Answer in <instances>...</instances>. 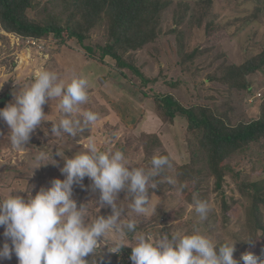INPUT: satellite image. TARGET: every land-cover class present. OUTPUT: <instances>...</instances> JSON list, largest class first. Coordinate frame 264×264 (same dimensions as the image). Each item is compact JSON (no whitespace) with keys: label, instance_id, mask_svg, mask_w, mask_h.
<instances>
[{"label":"trees","instance_id":"16d2710c","mask_svg":"<svg viewBox=\"0 0 264 264\" xmlns=\"http://www.w3.org/2000/svg\"><path fill=\"white\" fill-rule=\"evenodd\" d=\"M223 1L0 0V32L13 35L22 44L36 41L42 45L45 54L51 48L52 56L61 52L62 48H69L71 43H77L89 57L107 65L109 71L116 72L129 82L136 80L132 87L143 98L153 102V111L163 124L172 125L176 118L186 122L183 138L188 161L182 164L170 156L156 133L128 134L123 142L115 144V150H121L127 158L133 152L142 153L141 162L133 166H148L156 155L169 158L170 166L156 178L157 189L149 190V197L153 196L156 202L154 214L137 216L128 208L131 201L128 193L121 192L118 196V204L124 208L125 217L122 218L134 217L138 221L137 231L152 236L198 231L218 243L235 242L234 259L239 260L245 252L254 254L256 245L254 255L264 258V98L255 116L250 117L245 112L248 101L256 98L253 78L264 68V46L256 53L250 50L253 54L239 63L229 58L223 48L225 40L233 38L257 19L261 12L259 7L254 6L243 15L222 22L212 14V10L216 3ZM168 13L172 25L163 29V16ZM196 29L199 32L194 36ZM164 34L173 37L181 72H188L194 77L200 74V66L205 63L209 67L214 65L203 84L211 83L217 97L201 96L197 91L193 98L183 101L174 91L156 92L155 85L163 78V71L159 70L155 77L144 75L141 66L137 65V54L148 49L158 53L156 46ZM93 37L99 40L94 45L91 43ZM0 42L9 46L7 36L1 33ZM10 51L11 48L7 52ZM156 61L159 62L158 59ZM191 68H194L193 72ZM100 82L104 84L106 79H100ZM166 84L177 89L181 83L175 81ZM10 102L11 94L5 93L0 97V108ZM92 110L98 113L99 118L106 115L105 109H98L96 105ZM3 126L8 131L7 125L0 120V128ZM39 128L37 133L42 134V128ZM106 128L109 131L107 138L113 140L118 125H107ZM91 136L92 125L76 137L66 134L63 138L54 136V147L46 146L45 141L35 142V137H32L26 145L32 151L28 153L29 161L37 149L53 150V158L62 167L63 160L55 152H62L65 157L71 158L76 152L87 150L81 144ZM5 139L2 137V140ZM4 144L7 152L10 149L8 136ZM244 165L247 168L243 169ZM7 166L5 164L6 169ZM46 167L37 170L27 180L26 185L32 196L41 187H50L52 179L64 178L58 167L51 164ZM28 168L32 170V167ZM31 170H17L12 179ZM168 177L174 178L176 183L169 184ZM227 180L234 186L235 193L231 195H226ZM83 184L87 187L91 181L85 178ZM181 185L183 191L177 194ZM194 194L208 203L210 194H213L219 212L208 213L205 221L196 220L198 215L194 208L187 210ZM26 195L24 192L22 196ZM177 196L182 199L181 206L174 207L172 199ZM73 198L79 206L98 200L99 192L92 193L74 186ZM185 206L186 212L185 209L179 211ZM90 211L95 214L91 206ZM98 214L110 215L111 209L106 206ZM2 233L0 231V244L6 242ZM129 239H132V234ZM250 240H254L252 244L248 243ZM130 252L131 249L125 247L119 254H111V264H131ZM101 254L105 259L109 258L106 247L101 249ZM5 261L14 264L18 260L13 255L11 260Z\"/></svg>","mask_w":264,"mask_h":264},{"label":"clouds","instance_id":"9594fccd","mask_svg":"<svg viewBox=\"0 0 264 264\" xmlns=\"http://www.w3.org/2000/svg\"><path fill=\"white\" fill-rule=\"evenodd\" d=\"M88 89L87 78L65 80L55 71H37L30 83L12 93L13 102L0 108V120L8 127L11 149L23 152L27 148L32 135L48 117L44 105L50 101L57 102L59 113L58 123L50 129L53 136L76 137L95 124L98 113L82 108L89 100ZM86 147V151H78L71 158L55 152L63 160L62 167L53 158V150L37 151L31 161L30 177L34 169L51 164L59 168L64 178L52 179L50 187H41L34 196L26 185L15 190L26 192V196L13 195L15 191L9 190L0 198V227L5 240L10 241L0 244V264L13 255L18 264H111L110 255L119 254L125 247L131 249V264H264V258L252 252L234 259L235 242L218 243L198 231L158 236L137 231L134 217L122 218L124 208L118 204V196L128 193L131 213L154 214L156 202L153 196L149 197V190L157 189L156 178L170 166L169 158L156 155L150 165L137 167L121 150H102L94 138L88 139ZM85 178L91 181L87 187L83 184ZM167 182L176 183L172 177ZM74 186L92 193L98 191V200L78 206L73 198ZM182 191L183 185L177 194ZM106 206L111 214L99 215ZM190 207L200 221L207 219V201L194 194ZM104 247L108 259L101 254Z\"/></svg>","mask_w":264,"mask_h":264},{"label":"rangeland","instance_id":"374dc122","mask_svg":"<svg viewBox=\"0 0 264 264\" xmlns=\"http://www.w3.org/2000/svg\"><path fill=\"white\" fill-rule=\"evenodd\" d=\"M254 6L260 9L261 13L259 17L255 18L251 24L246 25L233 38L223 42L224 50L227 51L229 58L236 63L253 54L252 52L256 53L260 51L264 46V0H224L221 3H216L212 10V14L223 22L229 18L243 15L245 12L253 9ZM163 18H165L163 29H167L172 25L170 13L165 14ZM197 25H199V20L197 21ZM198 32L199 29H196L194 36L198 35ZM0 33L7 36L9 41V46L0 42V97L5 93H10L11 102H13L12 93L18 91L19 86L23 87L30 83L39 70L55 71L65 80H70L73 77L87 78L89 81V100L87 104L82 105V108L92 110L93 106L96 105L98 109L104 108L106 112V115L101 114L102 117L95 124H92V136L90 138H94L98 146L101 148L106 147L105 150L114 151L116 149L115 144L123 142L125 135L132 134L136 136L141 132L156 133L160 136L165 149L176 162L182 164L188 161L187 148L183 138L186 122L182 118H176L172 125L163 124L153 111V102L143 98L132 87L133 82H137L136 80L131 79L132 82H129L116 72L109 71L110 69L107 65L96 62L95 58L89 57L84 48L77 43H71L69 48H62L61 52L52 56L51 48L47 49L45 54L43 47L41 50H35L26 43L22 44L13 35ZM98 41L97 37H93L91 43L94 45ZM83 45H86V43ZM156 47L158 53L148 49L137 54V65L141 66L144 75L155 77L159 73V70L163 71V78L155 85L156 92L174 91L183 101L193 98L197 91L201 96L217 97L211 83L203 84L207 75L213 70L214 65L209 67L205 63L200 66V74L193 77L188 72H181L179 70L172 36L164 34ZM10 48L11 51L8 53L7 51ZM193 70L194 68H191L192 72ZM100 79H106V83L103 84L100 82ZM253 79L255 82L256 98L254 101H248L245 107V112L250 117L256 115L258 105L264 98V68ZM175 81L181 83L177 89H173L166 84L167 82ZM56 103V101H50L44 105V112L48 117L41 125L42 134L37 133L40 130L38 128L32 135V137H35V142L44 143L45 141L46 146H55L56 139L53 138L54 136L51 134L50 129L52 124L58 123L59 120ZM4 124L6 125L5 122ZM107 125H118L113 140L107 138L109 134L106 128ZM6 129L4 126L0 128V198H3L4 194L9 190L15 191L21 187H25L32 171L31 168H28L32 167V160L29 161L28 157V153H32V151L29 148H26L23 152H18L12 150L10 147V149H7V152L5 151L6 144L4 143L7 142L8 136ZM2 137L6 139L2 140ZM88 139L82 142L83 148H87ZM262 151L264 153V145ZM36 152H33L34 155ZM8 159L9 162H7ZM128 159L132 165L140 163L142 153L133 152L129 155ZM5 164L6 166L8 165L7 169ZM243 167V169L247 168L245 165ZM43 168L47 169L46 166L34 169L33 175L37 170ZM25 169H30L31 171L21 173L20 177L12 179L15 173L22 170L25 171ZM227 182L228 184L225 187L226 195H231L235 193L234 186L229 180ZM12 194L22 196L24 192L15 191ZM215 199V196L210 194L209 205L211 208L209 213L212 211L215 213L219 212V206ZM181 200L178 196L174 197L172 205L174 207L179 206L182 202ZM186 207H181L179 211H183ZM188 208L190 206L187 207V210ZM148 216L150 215H145V217ZM196 220H199V217ZM0 231H3L2 227H0ZM6 242L10 243V241ZM255 247L254 254L258 246L256 245ZM2 264L5 263L3 262Z\"/></svg>","mask_w":264,"mask_h":264},{"label":"built area","instance_id":"2783aa9c","mask_svg":"<svg viewBox=\"0 0 264 264\" xmlns=\"http://www.w3.org/2000/svg\"><path fill=\"white\" fill-rule=\"evenodd\" d=\"M17 40H19L17 38ZM26 44L32 48H34L35 50H41L42 49V45L36 41H27Z\"/></svg>","mask_w":264,"mask_h":264},{"label":"crops","instance_id":"0c3cea01","mask_svg":"<svg viewBox=\"0 0 264 264\" xmlns=\"http://www.w3.org/2000/svg\"><path fill=\"white\" fill-rule=\"evenodd\" d=\"M5 264H9V263H7L6 261H3ZM10 264H12V263H10ZM14 264H18V261L16 262V263H14Z\"/></svg>","mask_w":264,"mask_h":264}]
</instances>
